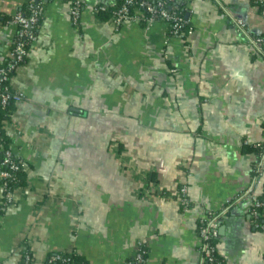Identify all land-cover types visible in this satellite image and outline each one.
<instances>
[{
    "label": "crops",
    "instance_id": "0c3cea01",
    "mask_svg": "<svg viewBox=\"0 0 264 264\" xmlns=\"http://www.w3.org/2000/svg\"><path fill=\"white\" fill-rule=\"evenodd\" d=\"M27 2L0 0V67ZM118 2L84 0L74 25L66 0H44L9 81L22 97L2 120L24 168L11 206L0 193V264L59 253L127 264L139 248L144 264H200L199 222L222 210L224 264H264V233L239 197L263 140L264 46L249 36H264V17L252 0H174L190 33L172 37L163 21L115 30L96 16Z\"/></svg>",
    "mask_w": 264,
    "mask_h": 264
},
{
    "label": "built area",
    "instance_id": "2783aa9c",
    "mask_svg": "<svg viewBox=\"0 0 264 264\" xmlns=\"http://www.w3.org/2000/svg\"><path fill=\"white\" fill-rule=\"evenodd\" d=\"M70 14L71 22L77 25L81 15L84 0H66ZM173 0H119L117 8L113 11L110 22L115 30L119 29L123 24L129 21L140 22L141 15L138 9H144L146 17L144 22L150 26L155 21H163L169 26V34L172 37L181 36V28L188 22L180 14L169 10L168 5ZM255 9L264 17V0H254ZM106 6H101L104 10ZM137 9V10H136ZM133 11V12H132ZM44 13V0H28L26 10L17 13L10 19V24L16 27V36L12 49L9 53L8 60L0 67V114L5 112L8 106L19 100L22 95L11 90L9 81L19 66L25 61L28 50L37 40L38 29ZM236 25L243 32L245 25L242 20L236 19ZM190 33V30L188 31ZM250 44L261 50L264 46V36H249ZM2 123L0 120V193L1 201L4 207L11 206L14 201L15 187L18 182V174L23 170L24 163L15 157L9 150L3 148L2 142ZM263 140L256 142L251 147L256 151V162L252 168V184L239 197H248L251 201L250 217L252 226L264 233V223L259 222L261 212L264 211V127ZM261 189L260 194L256 193V189ZM181 202L184 207L189 205L186 186H182L179 190ZM226 212H208L201 219L198 226L200 264H224V260L218 253L217 241L219 238L218 228L220 221L226 218ZM146 250L139 248L136 257L127 262V264H144ZM48 263L62 264L70 262V256L63 254H55L46 260ZM21 264H32L29 254H25Z\"/></svg>",
    "mask_w": 264,
    "mask_h": 264
},
{
    "label": "trees",
    "instance_id": "16d2710c",
    "mask_svg": "<svg viewBox=\"0 0 264 264\" xmlns=\"http://www.w3.org/2000/svg\"><path fill=\"white\" fill-rule=\"evenodd\" d=\"M150 1L153 2L155 0H150ZM252 2H254V0H252ZM118 4H119V2H118ZM173 4H174V0L168 5L169 10H171L173 12H176V13L180 14L182 17H184L185 16V11L183 10V8L182 7H175V6H173ZM116 8H117V6L115 5L113 7H106L104 10H101V6H98L96 8V12L95 13H96V16L97 17L101 18V20H108V19L111 18L112 14H113V11ZM138 12L141 15L140 24L143 25V26H145L146 25L145 22H144V18L146 17L145 10L139 8L138 9ZM188 29H189V26H188V23H187L183 28H181V36L182 35H186ZM9 107H10V105L8 106V108H7V110L5 112H2L0 114V120H3L4 119L5 114L7 113ZM2 142H3V144H5V139H3V137H2ZM251 149L254 150L253 148H251ZM19 176H20V173L18 174V182L14 185L15 188L19 186V183H20ZM263 191H264V185H263ZM258 221L261 222V223H264V211L261 212V216H260V218H259ZM45 264H62V263H60V262H57V263H48L46 261ZM64 264H82V263H81V261L79 259L75 258L74 256H70V262L64 263Z\"/></svg>",
    "mask_w": 264,
    "mask_h": 264
},
{
    "label": "rangeland",
    "instance_id": "374dc122",
    "mask_svg": "<svg viewBox=\"0 0 264 264\" xmlns=\"http://www.w3.org/2000/svg\"><path fill=\"white\" fill-rule=\"evenodd\" d=\"M262 36V35H261Z\"/></svg>",
    "mask_w": 264,
    "mask_h": 264
}]
</instances>
